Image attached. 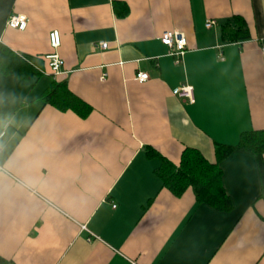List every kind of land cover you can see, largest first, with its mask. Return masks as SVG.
<instances>
[{"label":"crops","instance_id":"crops-1","mask_svg":"<svg viewBox=\"0 0 264 264\" xmlns=\"http://www.w3.org/2000/svg\"><path fill=\"white\" fill-rule=\"evenodd\" d=\"M13 15L26 16L27 28H11ZM235 18L249 39L223 37ZM55 30L58 75L45 58ZM170 30L187 37L179 62L160 40ZM0 44L40 63L30 75L18 60L25 76L0 65L1 257L264 264L254 153L235 150L221 162L228 211L200 203L192 188L175 195L157 174L161 159L149 154L178 164L193 148L215 163L217 144L235 146L243 133L264 130V0H0ZM140 72L149 79L136 80ZM53 81L66 83L90 112L44 104ZM184 85L193 87V103L176 94Z\"/></svg>","mask_w":264,"mask_h":264},{"label":"trees","instance_id":"trees-1","mask_svg":"<svg viewBox=\"0 0 264 264\" xmlns=\"http://www.w3.org/2000/svg\"><path fill=\"white\" fill-rule=\"evenodd\" d=\"M223 37L229 40H245L250 35L245 23L240 18H235V23H228L223 27ZM22 63V68L27 74L36 73L40 69L39 59L25 57L23 61L11 52L5 45L0 44V65L5 73L24 75L18 72L15 65ZM35 67V68H34ZM22 71V70H20ZM40 72V70H39ZM26 74V75H27ZM44 104H51L60 110H73L81 116H86L91 107L69 90L66 83L53 81L42 94ZM217 161L210 163L196 149L186 148L178 164L160 156L150 148V155H158L161 165L157 174L165 187L179 196L188 188H192L197 201L205 203L219 211H228L233 207L232 200L227 194L223 184V171L221 162L235 150H244L257 156L259 171L264 192V130H252L241 135L237 145H216ZM0 264H10L0 256Z\"/></svg>","mask_w":264,"mask_h":264},{"label":"built area","instance_id":"built-area-1","mask_svg":"<svg viewBox=\"0 0 264 264\" xmlns=\"http://www.w3.org/2000/svg\"><path fill=\"white\" fill-rule=\"evenodd\" d=\"M215 24L214 20H208L206 22V27L210 28ZM8 25L11 28L24 30L27 28L28 25V19L26 16L23 15H13ZM50 44L54 51L50 54H48L45 58L49 63L50 71L53 75H58L61 72V68L63 66V59L61 58L58 48L61 45V34L59 31H52L49 35ZM160 40L162 44L167 46L170 50V54L177 58V62L180 61V59L184 56V54L187 51V37L184 32H181L180 30H170L165 31L162 36L160 37ZM99 47L102 50H105L109 47V44L105 41L99 42ZM263 53H264V47H263ZM149 79V74L146 72H140L136 76V80L140 82H145ZM176 94L183 99H186L188 102L193 103L194 102V96H193V87L189 85H184L176 90ZM2 136V133L0 134V138ZM113 207H116V205H113Z\"/></svg>","mask_w":264,"mask_h":264}]
</instances>
